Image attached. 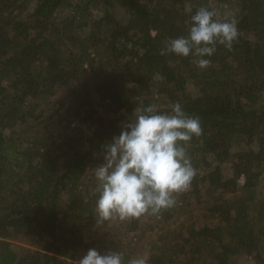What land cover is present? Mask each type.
Masks as SVG:
<instances>
[{"label":"trees","instance_id":"obj_1","mask_svg":"<svg viewBox=\"0 0 264 264\" xmlns=\"http://www.w3.org/2000/svg\"><path fill=\"white\" fill-rule=\"evenodd\" d=\"M240 257L264 264V0H0V264Z\"/></svg>","mask_w":264,"mask_h":264},{"label":"rangeland","instance_id":"obj_2","mask_svg":"<svg viewBox=\"0 0 264 264\" xmlns=\"http://www.w3.org/2000/svg\"><path fill=\"white\" fill-rule=\"evenodd\" d=\"M229 173V171H228ZM202 218L201 216H198V219ZM38 244H31L26 242V241H16L13 243V249H15L16 251L18 252H21L19 249H18V246H23L24 248H26L25 250H35L36 247H37ZM26 253V252H23V254ZM238 264H254L253 261L251 260V258L249 257H240L239 258V262Z\"/></svg>","mask_w":264,"mask_h":264}]
</instances>
